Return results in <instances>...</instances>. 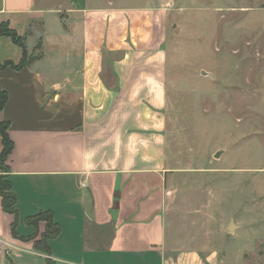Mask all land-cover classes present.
Instances as JSON below:
<instances>
[{"label": "crops", "instance_id": "obj_1", "mask_svg": "<svg viewBox=\"0 0 264 264\" xmlns=\"http://www.w3.org/2000/svg\"><path fill=\"white\" fill-rule=\"evenodd\" d=\"M0 20L40 46L0 69L17 196L11 213L0 195V264H223L167 236L165 6L0 0ZM25 49L0 35V64Z\"/></svg>", "mask_w": 264, "mask_h": 264}, {"label": "rangeland", "instance_id": "obj_2", "mask_svg": "<svg viewBox=\"0 0 264 264\" xmlns=\"http://www.w3.org/2000/svg\"><path fill=\"white\" fill-rule=\"evenodd\" d=\"M112 1L169 12V244L264 264V0Z\"/></svg>", "mask_w": 264, "mask_h": 264}, {"label": "trees", "instance_id": "obj_3", "mask_svg": "<svg viewBox=\"0 0 264 264\" xmlns=\"http://www.w3.org/2000/svg\"><path fill=\"white\" fill-rule=\"evenodd\" d=\"M0 35H7L12 38V40L21 45L25 49V44H23L22 41V35H20L16 30L11 28L9 24L5 21L0 20ZM24 60L18 64L14 65L11 62H6L4 64H0V69L3 68L6 65H13L17 68L25 66L28 62L31 61V59H28V56H26V49L24 51ZM8 101V93L7 91L1 86L0 84V113L4 109L5 105L7 104ZM0 129H1V134H2V141H3V150L1 152L2 156L6 160L8 158V155L11 153L14 142L11 139L8 129H9V122L5 121L0 118ZM5 171L3 170V173H0V195L2 197V204L3 208L11 213H17V196L15 195L13 188H12V182L10 181L8 175L6 174V171H8V166L5 167ZM43 214V217L49 220V230L47 231L46 237H51L53 235H57L59 232V225L53 220L52 215L48 213H40L38 217L40 218L41 215ZM55 264L54 261L50 260L48 264Z\"/></svg>", "mask_w": 264, "mask_h": 264}, {"label": "water", "instance_id": "obj_4", "mask_svg": "<svg viewBox=\"0 0 264 264\" xmlns=\"http://www.w3.org/2000/svg\"><path fill=\"white\" fill-rule=\"evenodd\" d=\"M219 155V153H217V156ZM233 227H235V224L233 222H231L229 225H228V229L231 230Z\"/></svg>", "mask_w": 264, "mask_h": 264}]
</instances>
